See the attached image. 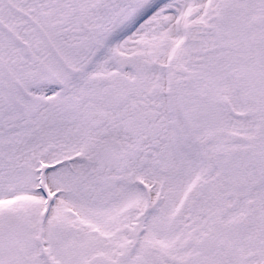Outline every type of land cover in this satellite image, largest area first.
Segmentation results:
<instances>
[{"label": "snow or ice", "instance_id": "6c2138e0", "mask_svg": "<svg viewBox=\"0 0 264 264\" xmlns=\"http://www.w3.org/2000/svg\"><path fill=\"white\" fill-rule=\"evenodd\" d=\"M0 264H264V0H0Z\"/></svg>", "mask_w": 264, "mask_h": 264}]
</instances>
